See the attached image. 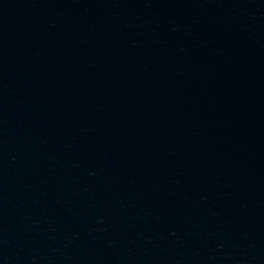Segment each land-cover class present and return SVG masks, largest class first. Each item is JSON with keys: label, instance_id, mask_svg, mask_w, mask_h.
Segmentation results:
<instances>
[{"label": "water", "instance_id": "water-1", "mask_svg": "<svg viewBox=\"0 0 264 264\" xmlns=\"http://www.w3.org/2000/svg\"><path fill=\"white\" fill-rule=\"evenodd\" d=\"M0 264H264V0H0Z\"/></svg>", "mask_w": 264, "mask_h": 264}]
</instances>
